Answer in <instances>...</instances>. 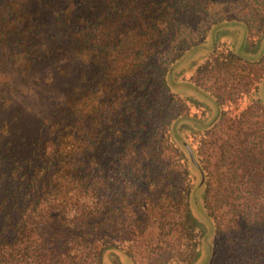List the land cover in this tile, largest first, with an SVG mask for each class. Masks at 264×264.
Listing matches in <instances>:
<instances>
[{
	"label": "trees",
	"instance_id": "obj_1",
	"mask_svg": "<svg viewBox=\"0 0 264 264\" xmlns=\"http://www.w3.org/2000/svg\"><path fill=\"white\" fill-rule=\"evenodd\" d=\"M238 24L264 0H0V264H264Z\"/></svg>",
	"mask_w": 264,
	"mask_h": 264
},
{
	"label": "rangeland",
	"instance_id": "obj_2",
	"mask_svg": "<svg viewBox=\"0 0 264 264\" xmlns=\"http://www.w3.org/2000/svg\"><path fill=\"white\" fill-rule=\"evenodd\" d=\"M217 33L225 37V39L232 44L234 49L245 58L255 59L264 51V36L259 44L257 42L255 44H250V42L246 40L245 29L239 24L222 26L218 28ZM208 83L211 84L212 79H210ZM262 95L264 97V85ZM253 120H255V117ZM147 262V259H143L140 264H147ZM192 264H201V261L197 260Z\"/></svg>",
	"mask_w": 264,
	"mask_h": 264
}]
</instances>
